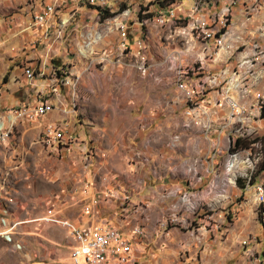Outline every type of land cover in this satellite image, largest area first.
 Returning <instances> with one entry per match:
<instances>
[{
	"label": "rangeland",
	"instance_id": "374dc122",
	"mask_svg": "<svg viewBox=\"0 0 264 264\" xmlns=\"http://www.w3.org/2000/svg\"><path fill=\"white\" fill-rule=\"evenodd\" d=\"M145 1L109 0V6L107 2L104 6V9L109 10L98 14L89 13L93 8L86 6L85 11L88 13L82 17L78 12L76 18L80 24L78 32L70 31L71 26L64 32L70 41L65 43L64 40L62 43L66 52H63L64 61L57 63L59 67L62 66L59 74L43 69L45 73L34 78L38 81L37 86L22 82L21 77L10 79L9 74L0 82V87H5L10 81L6 90H0V103L6 97L10 101L8 107L1 111H10V116L17 117L15 124L12 121L7 125L5 123L9 136L6 141L0 140V231L4 229V219L11 221L12 218L19 220L25 217L33 221L42 216L47 207L46 201L60 195L62 187L67 185L70 175L68 159L62 157L71 150L74 141L86 135L91 139H87L86 147L82 149L85 153L83 163L89 162L92 156V161L97 164L92 172L94 180L99 182L100 189L106 188L108 195L115 194L109 197L111 201L118 206L120 202L129 206L136 202L144 209V194L150 193L149 197L153 202L150 204L151 211L148 212L155 219L153 224L156 226L159 219L160 227L163 230L167 227L164 235H168V230H171L175 233L168 235L170 240L180 238L179 233L186 243L183 251L177 250L181 247L178 245L180 240L171 245L170 250L165 249V252L161 247L151 250L150 253L146 249L138 258L139 264H195L192 258L195 245L204 241L205 246L211 239L216 241L217 264H244L242 258L246 256L248 245L243 242L247 238L243 237L241 229H236V225L243 219L247 221L246 211L251 208V202L247 201L249 196L258 203L256 219L264 229V214L262 219L259 218L264 197L256 191V186L264 178L261 173L255 174L264 163V97L257 98V94H254L257 101L245 104L246 91L239 90V87L245 83L254 88L264 83V62L261 59L257 62L255 59L254 62L257 63L253 62L251 67V63H247L249 66L245 68L248 71L246 75L243 74L244 69L239 66L238 59L247 49V45L237 44L228 63L230 71L239 69L241 78H228L231 77L230 72L228 77L218 78V84L212 86L207 77L209 74L213 76L211 73H217L220 68L207 67L199 70L195 66L193 71L198 73L192 76L195 77L193 82L197 88L188 86L181 77L182 74L179 75L178 62L171 63L167 56L173 50H184L189 40L198 43L195 37L199 36L205 41L201 29L196 27L203 22H197L203 14L194 22L193 16L184 19L182 15L170 13L169 23L146 22L139 26L136 21L138 17L143 24L149 16H163V7L159 0L149 2L148 6H144ZM242 3L251 6L255 4L253 7H259V12L264 15V0H236L232 5V12L242 10ZM132 4L135 5V15L124 16V9L131 8ZM187 4L184 1L185 9ZM200 5V1L196 2L198 11ZM223 5L221 3L219 7ZM131 16L133 20L127 23V39L120 37L116 24H126ZM240 18L242 17L239 16V21ZM254 23L263 28L253 33H243L242 37L245 39L244 35L247 34L256 42L260 41L263 50L260 52L261 47L258 45L255 50L264 56V21L258 22L255 19ZM151 24L166 30L159 33L158 39L155 38L159 43H154L151 37L153 34H147L146 26ZM205 24L208 27L209 24ZM140 31L143 32L142 39L146 46L137 42L141 38ZM169 32L171 36H168ZM206 42L209 43L207 51L210 49L216 52L223 48H215L216 38ZM186 55L189 53H185ZM119 58L127 59V63L131 62L133 79L117 71ZM250 68L254 74L248 73ZM36 69L35 73H41V69ZM189 73L192 74L190 70ZM214 81L213 79L212 82ZM13 83L18 86L17 89H12ZM185 84L187 88H184ZM227 85L228 92L225 90ZM238 91L240 97H237ZM188 92L193 94L194 99L187 101ZM232 96L236 97L238 104H244V113L237 118L236 125L222 127L221 118L226 112L224 101H228V109L232 110L229 104ZM53 99L67 106L72 119L68 125L61 119L48 123L40 131L37 125L42 114L33 108L40 102L47 100L50 103ZM210 100L220 110L215 125L208 117H205V124L204 118L200 124L186 126L185 122L182 123L183 115L187 119L188 114L194 116L203 111L201 114L204 115L206 112L199 108V102L204 106ZM64 105L59 108H65ZM61 126L67 146L61 144V147L66 148L60 150L57 166L53 168L52 165V171L48 160L50 154L46 148L55 146L53 132H58V127ZM213 128L221 136V141L213 143L212 151L217 152V156L211 158L210 153L206 154L208 149L202 148L200 152L199 140L204 132H211ZM242 132L246 136L244 138L253 145L252 155L249 150L234 152L233 141L237 136H242ZM39 138L42 144L38 142ZM255 139L258 141L253 143ZM98 149L107 154L96 155L95 150ZM232 162L235 164L230 168ZM207 165H210L213 174L202 183L199 177H207L204 175ZM252 174L255 176L251 177ZM247 176L251 178L249 186L255 185L250 190L251 193L246 190L249 186L244 187V190L240 187L241 182H237L241 178L245 184L244 177ZM184 183L189 185L185 186L187 191L181 190ZM133 186H137L139 190L141 188L139 193L143 194L142 201H136L133 195L132 201L129 200L128 192ZM127 190L128 192L121 194ZM197 190L198 193H195ZM144 213L147 212L144 210L137 216V221L144 217ZM170 220L176 223L169 224ZM137 221L132 218V223L127 227H133ZM22 226L17 229L15 227L14 230V243H20V249L14 250V245L0 236V264H70L69 250L65 246L67 238L59 235L60 231L55 229L62 228L61 226L50 227L42 221ZM137 229L141 230L137 231V235L144 234L141 225ZM23 230L30 231L33 235L23 234ZM19 232L22 235H18ZM53 241L59 243L54 245ZM140 243L141 241L139 246ZM230 249H234L233 254ZM131 252L132 246L123 247L119 261H123L122 257ZM258 252L250 253L246 258L248 264H264V251L261 252V257ZM138 254L134 251L133 258H137Z\"/></svg>",
	"mask_w": 264,
	"mask_h": 264
},
{
	"label": "crops",
	"instance_id": "0c3cea01",
	"mask_svg": "<svg viewBox=\"0 0 264 264\" xmlns=\"http://www.w3.org/2000/svg\"><path fill=\"white\" fill-rule=\"evenodd\" d=\"M108 1L109 0H107V5H108ZM149 1L150 0H146L144 4H147ZM198 1H200L201 3L200 5L201 8L198 11V17L200 14H203L202 18L199 17L201 18V20L199 21H203L204 23H208V24L211 23L212 28H219V20L222 19V12L218 11L217 7H219L221 3L224 4L225 0H222L221 2H219L220 0H196V2ZM49 5L53 7V11H51V13L47 15L46 21L37 22L34 19V16L39 14H44L46 11V6ZM188 5L189 4H187V6ZM242 5L244 6V8L239 12L237 11L232 12V6H227V13L232 18L231 34L233 35L232 40H227V50L225 49L223 50V48H221L216 52L210 51V49H208L207 51V47L209 46V43H207L206 40H211V39H206L204 37L205 39L204 41L200 39L198 36L197 38L195 37L198 43L196 42L192 43L191 40H189L186 43L184 50H182L181 52L180 50L179 51L173 50L169 52L167 56L169 57V61L171 63H174L176 61L178 62V66L180 68L179 75L180 73L182 74L181 77L184 79V82L188 86L193 88L196 87V86L194 87L195 82H193L195 77L192 76L198 73L193 71L195 66L199 70L207 69V67H210L211 69L220 68L217 73L214 74L211 73V75L213 76H210L209 74V76L207 77V80L210 79L211 85L212 84L217 85L218 84L217 79L218 78L223 79L224 77L225 78L228 77V74H230V72H231V77L228 78H234L235 76H236L235 78H241V74H240L241 72H239V69L237 71L236 70L230 71L229 68L230 64L228 63V59L233 54L237 44L247 45V49L243 52L240 59H238L239 66L244 69L242 71L243 74L246 75L248 71L246 70V68H248L249 65H250L249 67H251L255 59L257 60V62L259 59H261L264 62V56H262V54H259L257 50H255L256 45L261 47L260 52L263 50L260 41L256 42V40H253L252 36H247V34L244 35L245 39L242 37L243 33L244 34L248 32L253 33L254 31L262 29L263 26H256L254 21L256 19L258 22H263L264 15L262 12H259V7L258 8L253 7V5L255 4L251 6L249 4L244 5V3H242ZM86 6L89 5L86 4L85 0H0V82L4 79V77L7 74H9L10 79L16 80L17 78L21 77L23 78L22 82L31 83V85L37 86L38 81H36V79L30 80L25 76L24 74L25 67H30L31 69H33L34 73L35 71H37L36 68H38V70L45 69V71H47V69L48 71H54V70L60 71L62 69V66L59 67L57 63L61 60L64 61L63 52H66V49L62 43L64 40L65 43L66 41H70V38H67V36H65L66 33L64 32L69 28V26H71V28L69 29L70 31L75 30L76 32H78V28L80 24L78 19L76 18L79 15L78 12H80V16L82 17H84V15L88 13L85 11ZM90 7H92L93 9L89 13L95 12L98 14V10L96 9V7L94 6H90ZM131 8L133 9L132 16H134L135 5L132 4ZM184 8L185 5L182 4V9ZM177 14L178 16L181 15L180 13ZM126 15L128 14L125 13L124 16ZM132 16L126 21V25H125L126 31L128 29L127 23L129 20L132 19ZM182 16L184 17V19L188 17L187 15H182ZM239 16L242 17L240 18L241 21H239ZM193 18L195 22L197 16H193ZM199 18H197V20ZM140 20L141 19H139V17L136 19L138 25L143 26ZM194 24L195 23H193V25ZM207 26H208L207 29L210 31L209 25ZM146 28H147L148 36L149 35L151 36V34L154 35L151 36L152 40H154V43L155 42L159 43L155 38L158 39L159 33L162 32L164 33L166 31L163 28L159 29V27H157L154 24L147 25ZM209 33H212V31H210ZM142 35L143 32L140 31L141 38H143ZM174 35L175 33L172 34V36ZM188 35L191 34L188 33ZM148 36L145 37L149 39ZM168 36H171L170 32L168 33ZM191 36L193 37V35ZM130 40L131 39H129V41ZM150 42L152 41L150 40ZM54 45L56 46V48H54ZM186 48H188V50ZM254 51H256V54ZM182 53L184 55H182ZM185 53L187 54L189 53V55L185 56ZM213 53H215L216 55L213 56L212 55ZM247 58L248 60H246ZM117 63H118V67H117L118 72L122 74L123 73L126 74L127 76H129L130 79L134 78L133 67H131L133 65L131 64V62L127 63V59L119 58ZM247 63L248 64L251 63V64L248 65ZM189 70L192 73L191 75H189L190 74ZM208 71H210V69ZM248 73L254 74L251 68ZM213 79L215 80L214 82H212ZM186 84L184 88H187ZM9 86H10V81L5 85V87H0V90L1 89L6 90ZM11 87L12 89L18 88V86H16L15 83H13ZM228 89L229 88L227 85L225 88L226 92H228ZM30 90H32V88ZM254 94H257L256 96L257 98L264 97L263 82L259 85V87H254V88L251 87V85L249 84L248 100L251 102V104L257 101V99L254 98L255 96ZM193 97H194L193 94L191 92H188L187 101L190 98L194 99ZM237 97H240V91H238ZM45 102L48 101L46 100ZM2 103H0V112H2L0 113V120L5 121V116H6V121H5L6 125L11 121L15 124L16 121L15 119L17 117H15L14 115L10 116V111L9 112L1 111V110H5V108L8 107V104L10 103L9 98L8 97L3 98ZM15 103L17 105L18 102L16 101ZM50 104L52 105L51 110L46 112L42 116H39L40 121L37 125V129H39L40 131L48 123L56 122L61 119L65 124L68 125L69 121L72 119V115L68 114L67 106L64 105V103L61 104V102L59 101L56 102V99H53L52 101H50ZM199 104H200L199 108L204 110L206 113L203 115L201 114V112L203 111H201L198 114L195 115L193 114L194 115L193 123L200 124L203 118L208 117L209 120L214 121V125H215V123L218 121L217 117L219 116V111H220L219 108L216 109L217 108V106H215L216 104H214V102H211V100L206 102V104L204 103L205 107L201 105L200 102ZM61 105H64L65 108H59V106ZM184 108L186 109L187 105ZM188 115L187 117L189 119H192V116L191 115L188 116ZM183 116L184 118L182 123L188 120L185 115ZM210 122L212 123V121ZM206 127H208V125ZM216 132L217 131L214 128L212 129L211 132H204L203 136L201 137V140H199L200 152L202 148L208 149L206 150L207 152L206 154L210 153L211 158L217 156V152L214 153L212 151L213 143L221 141V136H219V134ZM87 139H91V138L90 137L87 138L86 135L83 137L80 136V138H78L77 141H74L73 145L70 147L71 150L67 154H65L66 156L62 157L63 159L65 158L68 159L67 165L70 175L68 177L67 185H65V187H62V191L60 195H56L55 197L49 198L46 201L47 207L44 213L42 214V216L47 214L48 209H52L53 214L55 216L68 219L80 227L94 228L101 224H108L118 228L119 231L125 237L130 239L133 246H132V252L130 254L128 255L122 254V256L123 255L124 256L122 257L123 261L121 262L119 261L120 252H115V262L119 261L115 264H124V258H128L130 257V255L132 256L127 264H139L138 258L139 256L142 255V253L146 249H147L146 251L150 253L151 250L161 247L165 252V249L170 250L171 245L177 244V241L179 240H180L179 241L180 244L178 245L181 247H179V249L177 250L183 251L185 249L184 246H186V243L183 242V236H181L178 233V236L180 238L177 237L178 239L170 240V237H168V235L170 233L174 235L175 232H171V230L167 229L169 231L168 235H164L166 234V230H163L160 227L159 219L157 220L156 226L155 224H153L155 219L148 212L151 211L150 204L153 202V199L149 197L151 196L150 193L144 194V197L146 199V203L144 205L146 206V208L143 209L139 207L138 206L139 204H136V202H134L132 206L126 204L124 205L120 202V206H118L115 202L111 201L109 196H107L108 191L105 193V190L103 188H102L103 190L100 189L99 187L100 184L98 181L94 180V175H93L94 173H92L95 170V165H97L95 162L92 161V156L90 157L91 160L89 162L83 163L85 153L83 152L82 149L86 147V143L88 142ZM38 142L42 144L40 142V138L38 139ZM230 142L232 143V141ZM204 144H206V147L204 146ZM167 146L169 147L168 144ZM65 148L66 147L46 148L47 153L50 154L48 160L51 164V169H52V165L53 168L54 166L55 167L57 166V155H59L61 149H65ZM95 152H97L96 155L98 156L101 154L102 155L107 154L102 152V150L100 149L95 150ZM109 155L110 157H112L111 153ZM204 173H205L204 175H207L205 179L203 178V176L199 177V181H201L202 183H204L206 179L213 174L210 165H207ZM208 185L211 187L210 184ZM185 186L188 187L189 185L186 183H184V185L182 184L181 190L187 191L188 188H186ZM254 186L255 185L253 186L250 185L246 190L251 193L250 190H253L252 188ZM140 190L137 188V186H133L130 188L129 192L127 190L122 192L121 194L128 192L129 200H131V196L133 195V197H136V201L138 200L142 201L143 194L139 193ZM209 190H211V188H209ZM198 191L199 190L195 191V193H198ZM186 194H190V193H186ZM211 201L212 200L210 198L209 202ZM247 201L251 202V205L249 204L251 208L249 211H246L247 214L245 216L248 222L245 219H243L241 223L236 225V229H241L243 232V237L247 238L244 239L247 241L245 245H248V248L245 252L246 256L242 258L244 264H248L246 258L250 255L252 251H259L258 252L259 255L261 254L262 251H264V229L260 227L256 219L257 217L256 206H258V203L256 202L255 198L251 199L250 196L247 199ZM142 209L143 211L145 210V212L147 213H144V217L137 221V216L143 212L141 211ZM132 218L134 219L136 218L137 221L136 225H141L143 227L144 236H138L132 233V228L136 225H134L133 227L131 226L127 227L128 225H130V223H132ZM36 221L40 222L41 220L35 219L31 221L29 220V218L24 217L19 220H15L14 218H12L11 221L9 222L10 223L18 222L16 225V229H17L18 227L19 228L23 227L22 225L24 224L32 223ZM42 223L49 225L50 227H54V226L59 227V225L53 223H46L43 221ZM52 229L54 231V228ZM55 229L60 231L59 235L62 234L67 238L66 240L67 243L65 246L68 247L69 262L70 264H72L70 261V248L73 245V241L69 237L67 230H65L64 228H55ZM19 234L22 235L21 232H19L18 235ZM23 234H26L28 236L33 235L32 232L27 230H23ZM255 239L257 241H255ZM139 240L141 241L140 246H139V242H140ZM56 242L59 243L58 241H53L54 245H56ZM204 243L205 242L203 241V243H199V245L196 244L195 248L193 249L195 250V253L192 256V258L195 261V264H217L218 252L215 246L216 243L215 239L209 240V243L207 242L205 246H203ZM14 250L17 249L14 248ZM134 251H137L139 253L137 255V258H133ZM230 252L233 254L234 249H230ZM152 254L154 255L153 251ZM261 256L262 255H260V257Z\"/></svg>",
	"mask_w": 264,
	"mask_h": 264
},
{
	"label": "built area",
	"instance_id": "2783aa9c",
	"mask_svg": "<svg viewBox=\"0 0 264 264\" xmlns=\"http://www.w3.org/2000/svg\"><path fill=\"white\" fill-rule=\"evenodd\" d=\"M151 1L153 0H150L149 2ZM184 1H187V3L189 4L187 6V9L185 8L182 9V4H184ZM225 1L226 2L222 7H217L218 11L222 12V19L219 20V28H212V24L209 23L210 30L212 31L213 34H216V43L214 45L223 46V50L224 49L227 50V40H232V36H233L231 34L232 18L227 13V6H232L236 0H225ZM85 2L89 6L96 7L98 9V12H105L109 10V9H104V2H107V0H85ZM158 2L163 7V16L160 18H153L149 16L148 18L145 19V23H143V25L146 24V22H170V13H180L181 15L198 17V7L196 6V0H175V1L159 0ZM148 3L144 4V6H148ZM124 11L128 15L133 14L131 8L127 7L126 9H124ZM50 13H51V5L46 6V11L44 14L36 15L34 16V19L37 22H44L47 19V15ZM125 25L126 24H122L120 22L119 24H116V29L119 31L120 37H125L127 39ZM137 42L140 44H144V46H146V43L142 38H139ZM254 52L256 54V51ZM246 60H248V58ZM44 73L45 72L43 69H41V73H34L33 69H31L30 67H25V72H24L25 76L30 80H33L35 77L39 75H43ZM59 79L60 78H58L57 81H59ZM239 90L246 91L245 104H251V102L248 101V91H249L248 85L243 83V85L239 87ZM230 101H236V104H238L236 97L232 96V100ZM224 105L226 107V112L221 118L222 121L220 126L236 125L237 118L240 117V110L244 104H238L239 112H231V110L228 109V101H224ZM51 108L52 105L44 101L38 103L33 109H37L39 110V112H48L51 110ZM205 119L206 118H204L203 121L204 124H205ZM188 124H193V116L192 119H188L185 122L186 126ZM4 125H5V121H0V129H2ZM53 134L55 135L54 147H61V144L67 143L66 139H64L62 126L58 127V132H53ZM239 137L244 138L246 136L242 132V136H237V138ZM252 147L253 145L251 144L250 141L246 147L235 149L234 152L249 150L250 155H252ZM244 179H246L244 185L247 188L249 186V181L251 178H248L247 176L244 177ZM256 191L259 194H261L262 197H264V188L262 182L256 186ZM105 193H106V188H105ZM114 195L115 194L107 195V196L111 197ZM38 219L46 223L57 224L62 228H64L65 230H67L69 237L73 241V245L70 248V261L72 264H115V252H121L123 250V247L133 246L130 239L125 237L119 231L118 228L108 224H101L94 228L80 227L68 219L55 216L53 214L52 209H48L47 214ZM17 223L18 222L10 223L9 221H6L4 219V223H3L4 229L0 231V236H2L4 240H6L8 243L13 244L15 249H20L21 248L20 243H14V234H15L14 230ZM175 223L176 222H171L170 220L169 224H175ZM137 226L138 225L132 228V233L134 235H137ZM166 228L167 227H165L164 230H166ZM138 236H144V235H138ZM246 243L247 241L244 240V244ZM131 256L132 255H130V257L128 258H124V264L128 263Z\"/></svg>",
	"mask_w": 264,
	"mask_h": 264
},
{
	"label": "bare ground",
	"instance_id": "6f19581e",
	"mask_svg": "<svg viewBox=\"0 0 264 264\" xmlns=\"http://www.w3.org/2000/svg\"><path fill=\"white\" fill-rule=\"evenodd\" d=\"M106 5V2H104V6ZM198 7V6H197ZM51 11H53V7L51 6ZM197 25V24H196ZM206 24L204 22H200L196 27L197 29H201V32L203 34V36L206 39H212V38H216V34L213 33H209L210 31L207 29L208 27H205ZM207 29V30H206ZM217 47L221 48L222 46L220 45H216ZM230 100H232V98H229ZM230 106L232 107L231 112H239V105L236 104V101H229ZM39 111V110H38ZM46 112H40V114H45ZM244 113V109L241 108L240 110V114ZM48 129V128H47ZM54 129V128H53ZM51 130V129H50ZM9 136V130L7 128H5V125L2 127V129H0V140L2 141H6V138ZM53 140L55 142V135L53 136ZM49 141V140H48ZM64 146H67V143L63 144ZM234 162H232L230 164V168L234 166ZM138 232H140L141 230H138ZM244 243V242H243ZM128 249V248H127ZM122 252V251H121ZM125 253V252H124Z\"/></svg>",
	"mask_w": 264,
	"mask_h": 264
},
{
	"label": "trees",
	"instance_id": "16d2710c",
	"mask_svg": "<svg viewBox=\"0 0 264 264\" xmlns=\"http://www.w3.org/2000/svg\"><path fill=\"white\" fill-rule=\"evenodd\" d=\"M173 1H174V0H173ZM56 73L59 74V70H56ZM263 113H264V110H263V112H262V116L264 115ZM257 141H258V140L255 139V140L253 141V143H254V142H257ZM233 144H234V145H233ZM233 144H232V146L235 147V149H238V148L246 147V146L249 144V141H247L245 138H240V137H239V138H236L235 141H233ZM257 173H259V174L261 173V176L264 178V163L260 165V167H259V169H258V172H255V174H257ZM255 174H254V175L252 174L251 177L255 176ZM240 179H241V178H238V179H237V182L240 181L241 183H240V182H238V183H240V187L244 189L245 185H244V183L242 182V179H241V180H240ZM262 185H263V188H264V180H262ZM262 205H263V206H262V212L259 213V218H260V219H262V215H263V213H264V203H263Z\"/></svg>",
	"mask_w": 264,
	"mask_h": 264
}]
</instances>
